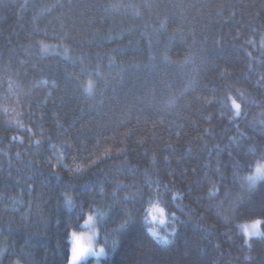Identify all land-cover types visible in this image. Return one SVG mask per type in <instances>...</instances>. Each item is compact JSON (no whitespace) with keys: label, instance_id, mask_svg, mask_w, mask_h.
Listing matches in <instances>:
<instances>
[{"label":"trees","instance_id":"1","mask_svg":"<svg viewBox=\"0 0 264 264\" xmlns=\"http://www.w3.org/2000/svg\"><path fill=\"white\" fill-rule=\"evenodd\" d=\"M0 91V264H264V0H0Z\"/></svg>","mask_w":264,"mask_h":264},{"label":"rangeland","instance_id":"2","mask_svg":"<svg viewBox=\"0 0 264 264\" xmlns=\"http://www.w3.org/2000/svg\"><path fill=\"white\" fill-rule=\"evenodd\" d=\"M0 94H1V91H0ZM7 94V93H6ZM22 94L24 95V96H26V92L23 90L22 91ZM2 95V94H1ZM21 97H22V95H21ZM7 105H8V107H10L12 110H14V109H17L16 108V106L13 104V102H11V101H8L7 99H6V107H7ZM262 175H264V173H262V174H260L259 176H256L255 177V179L256 178H258V177H261ZM263 177V176H262ZM254 179V180H255ZM248 180H247V178H246V182H247ZM249 181H251V180H249ZM253 184V182L250 184V186ZM143 211V209H141V212ZM142 214H144V211L142 212ZM143 218L146 220V222H147V225H146V227L148 226V225H150L151 227H153L154 226V223H156V222H158V221H160V220H162L161 218H163V214L161 213V211H159V209H155L154 211H152V212H150L149 214H148V216L146 217L145 216V214L143 215ZM97 221V217L94 215V214H90L89 215V217H88V219L85 221L86 223H85V227L86 226H89V228L88 229H85L84 231H81V232H76L77 234H79V233H83V232H88L90 235H92V243H93V245L95 246V247H99L100 245H99V243L97 242V238H96V235H97V233H98V229H97V227L95 228V226H93V224H95V222ZM249 222V221H248ZM245 223V222H244ZM243 223V224H244ZM243 224H241L240 225V229H241V231L245 234V236H246V238L247 239H249V238H251L252 236H255V235H260V234H262L263 233V230H262V226H260V231H259V233H246L244 230H243V228H242V225ZM116 229H119V227L118 228H116ZM116 229H114V230H116ZM94 234V235H93ZM70 240H71V237H70ZM71 243H72V240H71ZM90 257H93L91 254H89V256H88V258H86V259H82L81 261H80V264H82V262L83 261H87V259H89Z\"/></svg>","mask_w":264,"mask_h":264},{"label":"clouds","instance_id":"3","mask_svg":"<svg viewBox=\"0 0 264 264\" xmlns=\"http://www.w3.org/2000/svg\"><path fill=\"white\" fill-rule=\"evenodd\" d=\"M264 173V162H258L255 165V174L259 176ZM250 179H254L255 177H249ZM261 219L257 218L249 222H245L242 225L243 230L246 233H259L261 226ZM94 235V234H93ZM92 235L88 232H83L77 234L76 244L73 246L72 258L75 261L79 256L83 254V252L87 249V246L92 245Z\"/></svg>","mask_w":264,"mask_h":264},{"label":"snow or ice","instance_id":"4","mask_svg":"<svg viewBox=\"0 0 264 264\" xmlns=\"http://www.w3.org/2000/svg\"><path fill=\"white\" fill-rule=\"evenodd\" d=\"M153 235H155V233H153ZM76 237H77V233L76 232H72L71 233V247L69 250V258H68V264H80V261L82 259H86L88 258L89 254H91L92 256H94L96 259L94 261V264H97V261L99 260V258L101 256H105L108 252L109 249L111 250H115L118 247V242L113 241L111 247H105L103 245L99 246V247H95L93 244L87 246V249L83 252V254L81 256H79L75 261L72 258V252H73V246L76 244Z\"/></svg>","mask_w":264,"mask_h":264}]
</instances>
